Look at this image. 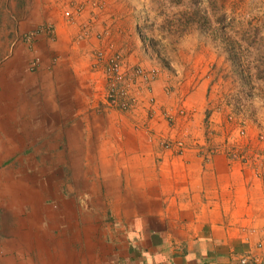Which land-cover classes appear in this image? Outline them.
<instances>
[{"label":"crops","instance_id":"0c3cea01","mask_svg":"<svg viewBox=\"0 0 264 264\" xmlns=\"http://www.w3.org/2000/svg\"><path fill=\"white\" fill-rule=\"evenodd\" d=\"M56 1L53 13L69 4L72 16H54L68 29L64 53L34 81L36 101L52 110L51 124L61 117L69 166L100 219L114 225L85 232L89 239L99 232L97 251H106L95 264H264V141L257 147L250 130L233 152L236 130L224 124L219 134L217 119L206 118L200 77L186 97L164 89L161 74L146 84L136 78L128 91L142 99L128 112L110 108L100 81L105 62L92 70L93 54L121 49L124 69L142 63L133 8L127 13L121 0ZM146 87L155 100L151 115Z\"/></svg>","mask_w":264,"mask_h":264},{"label":"rangeland","instance_id":"374dc122","mask_svg":"<svg viewBox=\"0 0 264 264\" xmlns=\"http://www.w3.org/2000/svg\"><path fill=\"white\" fill-rule=\"evenodd\" d=\"M57 3L0 0V264H95L106 251H97L103 247L99 232L93 239L85 232L114 226L100 219V207L69 166L61 117L51 124L46 113L52 110L36 101L34 81L52 69L57 52L64 53L68 29L54 16L60 13L63 22L72 16L69 4L53 13ZM119 5L127 13L133 8L143 60L127 69L121 62L125 79L117 84L112 104L105 65L110 56L121 59V49L94 52L92 70L105 62L100 81L109 107L134 108L142 97L132 95L128 83L134 85L136 78L146 84L161 74L164 89L186 97L200 77L211 109L206 118L217 119L219 134L224 124L236 130L231 150L241 147L238 138H249L250 130L259 147L264 141V0H121ZM92 6L98 8L97 2ZM148 88L151 115L155 100Z\"/></svg>","mask_w":264,"mask_h":264},{"label":"built area","instance_id":"2783aa9c","mask_svg":"<svg viewBox=\"0 0 264 264\" xmlns=\"http://www.w3.org/2000/svg\"><path fill=\"white\" fill-rule=\"evenodd\" d=\"M120 65H122L121 59L117 55L110 56V58L107 60V64L105 65L106 67L104 80L106 81V89L109 97L108 99L112 104L116 101L115 95L116 92H118L116 91L117 84L121 83L125 79V75L123 73L125 71L122 70V67ZM135 72L138 74L140 73V71L138 70H136ZM241 134H243V132H241ZM179 143H176L175 145L176 147L181 148L183 145L182 143ZM240 262L244 264L246 260L242 259Z\"/></svg>","mask_w":264,"mask_h":264}]
</instances>
